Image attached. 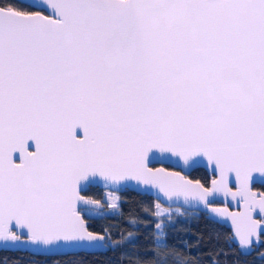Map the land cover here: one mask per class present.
<instances>
[{
	"label": "snow or ice",
	"instance_id": "6c2138e0",
	"mask_svg": "<svg viewBox=\"0 0 264 264\" xmlns=\"http://www.w3.org/2000/svg\"><path fill=\"white\" fill-rule=\"evenodd\" d=\"M205 161L210 184L183 174ZM100 180L196 201L242 249L260 244L264 0L0 4V241H105L85 219L101 202L82 194ZM221 195L243 211L213 207ZM164 227L144 264H168Z\"/></svg>",
	"mask_w": 264,
	"mask_h": 264
},
{
	"label": "trees",
	"instance_id": "16d2710c",
	"mask_svg": "<svg viewBox=\"0 0 264 264\" xmlns=\"http://www.w3.org/2000/svg\"><path fill=\"white\" fill-rule=\"evenodd\" d=\"M16 6L28 4L18 0H0V4ZM189 176L209 183L211 175L199 166ZM254 188L264 191V184ZM88 188L85 193L93 194ZM160 203L149 194L125 189L118 192L117 207L111 212L90 216L88 227L107 234L109 248L105 251H77L31 258L29 253L0 249V264H144L146 253L155 249L154 223L163 220L168 249V264H264V236L250 253H243L233 242L230 228L209 218L204 212L176 206L169 215L155 217V204ZM161 205L165 206L161 203ZM167 206V205H166ZM135 220L133 225L130 221ZM146 225V226H145ZM173 225V226H169ZM135 243L126 239L129 233Z\"/></svg>",
	"mask_w": 264,
	"mask_h": 264
},
{
	"label": "water",
	"instance_id": "95a60500",
	"mask_svg": "<svg viewBox=\"0 0 264 264\" xmlns=\"http://www.w3.org/2000/svg\"><path fill=\"white\" fill-rule=\"evenodd\" d=\"M18 1L26 3L28 5H31L33 3V0H18ZM156 166H159V165L157 164ZM200 166L205 168V170L208 172V174L211 175V178H210L208 184H210V181H211L212 178H214V176L218 177V173L214 174L213 171H212V168L207 165L206 161L203 164H201ZM181 168H182V166L177 164L175 166L174 170L181 171ZM183 174L187 175L189 179L198 180V179H194V178L190 177L189 176V172L187 170H184ZM259 184H264V183H259ZM92 185H98L99 187L108 188V189H111L112 191H117V192H121V191H123L125 189H131V190H135V191L140 192V193L149 194V195L153 196L154 198H156L160 203H162L164 205H167V206H179V207L186 208V209L202 211L209 218H211L213 220H216V221H218L220 223L226 224L230 228L233 242L236 245H238L239 249L243 253H246V254L250 253L254 249V247L259 245V244H256L254 242L251 251H249L248 249H242L240 247V245H239L238 238H236V236H235V231H234V228L232 226L231 219L217 216L215 213H212L210 211V209L205 208V206L203 204H200V203H198L196 201L185 202L183 197H181V198H173L172 200H168L166 197L163 196V194H159L158 190L149 189V190L146 191V186L138 185L135 181L128 182L127 187H125L123 185L114 186V185H111V184H105V182L102 181V180H100L97 183H94ZM233 190H235V188H233ZM253 191L257 192V193L264 192V191H262L260 189L254 188V187H253ZM83 195H85V194H83ZM88 198H90V197H88ZM94 200H99V199H94ZM99 201L101 202V205H102L101 207H99V209H101L105 205H104V203L101 200H99ZM212 206L213 207H219V208L227 207L230 212H241V211H243V206L240 203H238L237 201H233L230 196L227 197V198L223 197L222 195L218 196ZM88 207L97 208L96 206H92V205H90ZM85 219H86L87 224H88L89 220L86 217H85ZM89 230L93 231L94 233H97V234L105 235V237H106L105 241L94 242L95 246H89V242H86V241L85 242H68V243L60 242V244H61L60 247H54V246L34 245V244L30 243V242H27L25 240V238L22 237L21 241H19V242L0 241V249L27 250V251L32 252V253L47 254V255L72 253V252H77V251L95 252V251H105V250H107L109 248V246H110L109 243H108V240H107V234H105L103 232H99V231H94V230H91V229H89ZM254 240H255V238H254Z\"/></svg>",
	"mask_w": 264,
	"mask_h": 264
},
{
	"label": "flooded vegetation",
	"instance_id": "af4514ba",
	"mask_svg": "<svg viewBox=\"0 0 264 264\" xmlns=\"http://www.w3.org/2000/svg\"><path fill=\"white\" fill-rule=\"evenodd\" d=\"M88 188H91L93 189L92 192L93 194H87V193H83L85 194L86 196L92 198V199H99L101 200L103 203H104V207L99 209V208H94V207H88L91 211H90V214H86L85 217L90 220V216L92 215H95V214H98V213H104V212H111V208L108 206L109 205V201H108V197H106L107 195L106 194H109L111 193V189H108V188H102V187H99L98 185H90ZM87 188V189H88ZM117 192V191H115ZM93 211V212H92ZM89 222V221H88ZM20 252H23V253H29V256L31 258H37V257H44V256H49L47 254H37V253H32V252H29L27 250H18Z\"/></svg>",
	"mask_w": 264,
	"mask_h": 264
},
{
	"label": "rangeland",
	"instance_id": "374dc122",
	"mask_svg": "<svg viewBox=\"0 0 264 264\" xmlns=\"http://www.w3.org/2000/svg\"><path fill=\"white\" fill-rule=\"evenodd\" d=\"M111 194L114 196V197H118V192H115V191H111ZM107 196L106 197H108V201L110 202V200H109V194H106ZM118 201V200H117ZM117 201H116V203H117ZM160 205H161V203H159ZM161 207L163 208V209H166L168 212L169 211H171V210H173L176 206H163V205H161ZM110 210H113V208H111ZM93 212V211H92Z\"/></svg>",
	"mask_w": 264,
	"mask_h": 264
}]
</instances>
